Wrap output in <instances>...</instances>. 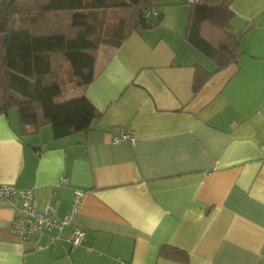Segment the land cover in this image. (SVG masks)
I'll return each instance as SVG.
<instances>
[{"label": "crops", "instance_id": "crops-1", "mask_svg": "<svg viewBox=\"0 0 264 264\" xmlns=\"http://www.w3.org/2000/svg\"><path fill=\"white\" fill-rule=\"evenodd\" d=\"M157 2L153 28L99 47L90 84L61 86L100 113L88 130L22 135L0 113V184L34 187L37 209L60 217L84 191L76 246L70 226L46 248L20 239L0 202V264H264V0L232 1L241 54L218 71L184 40L185 0ZM118 129L135 142L113 143Z\"/></svg>", "mask_w": 264, "mask_h": 264}, {"label": "trees", "instance_id": "trees-1", "mask_svg": "<svg viewBox=\"0 0 264 264\" xmlns=\"http://www.w3.org/2000/svg\"><path fill=\"white\" fill-rule=\"evenodd\" d=\"M233 0L189 3L184 40L211 59L215 71L236 62L241 32ZM21 0L0 2V113L16 109L22 135L49 125L59 139L89 129L100 113L85 97L64 100L61 86L90 84L100 46L118 47L139 28L160 21L157 0ZM108 13H114L108 18ZM155 13L156 20L150 15ZM64 15V23L47 17ZM194 90L200 84L195 78Z\"/></svg>", "mask_w": 264, "mask_h": 264}, {"label": "built area", "instance_id": "built-area-1", "mask_svg": "<svg viewBox=\"0 0 264 264\" xmlns=\"http://www.w3.org/2000/svg\"><path fill=\"white\" fill-rule=\"evenodd\" d=\"M196 0H187L192 3ZM113 143L126 141L130 144L135 142V136L128 131L118 129L111 135ZM260 149L264 154V140L260 142ZM61 182L65 178L60 179ZM36 189L15 188L11 185L0 184V202L9 203L17 209V215L12 219L11 230L22 240L37 238L41 235L46 237L44 243L39 244V249L54 245L62 239V231L65 226H70L69 236L66 241L70 246L79 245L84 236L83 228L75 222V216L79 210L84 191L74 189L69 210L63 216H58L56 210L49 201H46L41 210H38L35 202ZM15 198L19 200L18 205Z\"/></svg>", "mask_w": 264, "mask_h": 264}, {"label": "rangeland", "instance_id": "rangeland-1", "mask_svg": "<svg viewBox=\"0 0 264 264\" xmlns=\"http://www.w3.org/2000/svg\"><path fill=\"white\" fill-rule=\"evenodd\" d=\"M2 0H0L1 2ZM33 0H21V3H24V2H27L26 5L28 6ZM37 1H40V0H37ZM181 6H185L186 10H187V7H188V4L186 3H183ZM114 13H108V18H111L113 17ZM55 17H53L52 15L50 17H47L48 20H56L60 23H64V20H65V16L64 15H61V16H58L56 19H54ZM11 112H14V114L17 113L16 109L12 110Z\"/></svg>", "mask_w": 264, "mask_h": 264}]
</instances>
